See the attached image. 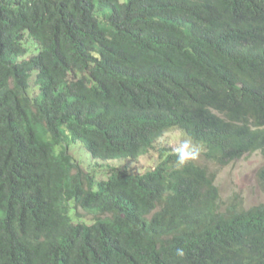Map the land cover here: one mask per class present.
Returning a JSON list of instances; mask_svg holds the SVG:
<instances>
[{"label":"trees","instance_id":"obj_1","mask_svg":"<svg viewBox=\"0 0 264 264\" xmlns=\"http://www.w3.org/2000/svg\"><path fill=\"white\" fill-rule=\"evenodd\" d=\"M172 128L217 165L264 152V0H0V264H264V204L222 210L203 166L95 180L70 153Z\"/></svg>","mask_w":264,"mask_h":264},{"label":"rangeland","instance_id":"obj_2","mask_svg":"<svg viewBox=\"0 0 264 264\" xmlns=\"http://www.w3.org/2000/svg\"><path fill=\"white\" fill-rule=\"evenodd\" d=\"M124 1V0H121ZM27 44L31 40L25 39ZM33 86L34 83L32 82ZM185 142L190 150L196 151L194 158L188 160L203 166L214 174L215 184L219 191V205L222 210L248 209L264 204V152L256 151L226 165H217L205 157L204 148L185 136L179 129L167 130L148 153L140 155L135 161L129 159L94 160L89 152L78 141L70 146V153L90 173L95 180L106 178L109 169H126L143 173L158 163V149L169 147L177 152ZM81 214H84L80 211ZM87 217L90 218L89 215Z\"/></svg>","mask_w":264,"mask_h":264},{"label":"clouds","instance_id":"obj_3","mask_svg":"<svg viewBox=\"0 0 264 264\" xmlns=\"http://www.w3.org/2000/svg\"><path fill=\"white\" fill-rule=\"evenodd\" d=\"M28 40H31V44H27L26 42H25V44H26V46L30 50L29 54H32V52L35 50V43L30 38H28ZM177 154H178V163L183 164V163L187 162L188 159L194 158L195 155H196V151L190 150V144H189V142H185L183 146H181L179 149H177ZM106 161H108V160H106ZM234 161H236V160H234Z\"/></svg>","mask_w":264,"mask_h":264}]
</instances>
